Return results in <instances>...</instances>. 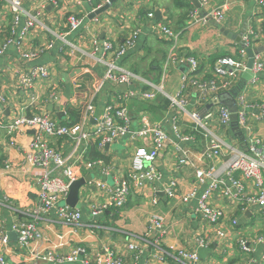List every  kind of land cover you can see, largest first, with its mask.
<instances>
[{"label":"crops","instance_id":"1","mask_svg":"<svg viewBox=\"0 0 264 264\" xmlns=\"http://www.w3.org/2000/svg\"><path fill=\"white\" fill-rule=\"evenodd\" d=\"M21 1L25 13L36 20L29 31L24 30L27 17L22 16L13 25L9 4L0 0V118L4 122L39 114L69 125L86 115L85 130L92 134L107 106L125 105L131 129L139 128L140 119L145 118L158 125L168 140L154 164L159 173L154 183L156 191L153 193L147 184L141 189L131 187L121 209L109 208L95 216L94 207L107 194L93 183L104 182L114 188L128 181L133 151L143 144L126 135L100 147L99 140L91 135L74 155L78 180L89 179L79 189L76 209L82 218L74 232L57 220L55 209L38 215V219L34 217L39 186L36 174L24 163L33 131L17 135L16 145L10 146L5 129H1L0 237L6 234L8 242L0 246V255L7 263L32 264L33 250L45 252L54 247L55 256L63 257L70 247L77 246L90 254L110 247L129 262L126 245L133 243L139 249L135 264H146L156 257L164 259L156 264H260L264 257V211L256 205H242L236 197L224 195L223 190L210 192L206 204L221 210L224 219L216 227L207 226L197 209L208 182L197 181L195 171L214 167L216 175H222L236 152L250 153L251 147L264 150V69L254 77L255 82L253 78L244 80L238 93V113L245 115L244 126L231 120L224 126L220 110L225 107L213 103L218 94L200 92L192 83L182 87L188 66L169 61V52L175 47L177 58L197 62V81L220 84L214 73L216 61L237 58V37L244 28L243 37L249 31L255 35L251 47L264 52V0H115L112 4H108L110 0ZM107 4L106 10L97 12ZM216 9L224 11L219 22L209 19L193 24L192 13L201 17ZM149 14H153L152 19ZM70 16L80 21L75 31L68 25ZM155 24L175 33V41L158 35L153 30ZM133 33V48L117 64L134 78L121 85L112 80L102 82L106 63L112 58L103 51V44L111 43L116 51ZM29 52L35 55L24 58ZM37 66L46 68L47 78L38 79L30 91H23L19 78ZM242 74L235 73L232 90L243 81ZM150 85L159 91L154 100L148 101L141 95L152 89ZM179 101L184 111L177 105ZM89 104L93 111L87 115ZM195 113L200 124L191 117ZM213 144L222 146L216 156L209 154ZM49 145L63 155L73 149L72 142L64 138L50 140ZM94 148L101 158H91ZM183 160L187 163H181ZM88 162L91 167L86 166ZM7 164L9 169H5ZM171 181L178 196L168 198L163 189ZM193 192V197L181 201L180 196ZM154 221L159 225H153ZM19 222H36L42 238L20 249L17 234L11 230ZM199 235L207 237V246L195 243ZM240 240L252 245L250 253L239 251ZM181 248L195 251L197 261L168 255ZM50 264H82V259Z\"/></svg>","mask_w":264,"mask_h":264},{"label":"built area","instance_id":"2","mask_svg":"<svg viewBox=\"0 0 264 264\" xmlns=\"http://www.w3.org/2000/svg\"><path fill=\"white\" fill-rule=\"evenodd\" d=\"M6 1L13 13V22L15 25L22 16L27 17L25 31L34 28L36 20L27 15L22 8L21 0H4ZM224 11L216 9L211 13H206L199 17L197 12L191 14L193 24L202 22L206 23L209 19L219 22L223 18ZM152 19L153 14H149ZM80 21L75 17L68 18V25L71 31L77 30ZM153 30H156L158 35L166 37L169 40L176 39L175 33L169 28L153 25ZM254 33L249 31L243 37V47H240L237 52V58L221 57L216 61L214 73L220 84L215 81L199 82L194 76L197 73V62L192 58H177L175 47L170 49L169 61L186 63L188 66L186 72L182 77L183 86L187 83H192L200 92H207L215 96L221 92H227L234 85L235 73L246 70V52L247 48L254 50L251 47V39L254 38ZM136 33L129 36L123 46L116 51L113 50L112 44L105 42L103 44V51H105L112 58L106 63V70L103 75L102 82L113 81L116 84H127L134 76L121 69L117 64V60L125 55V53L132 49ZM173 41V43H174ZM9 43V42H8ZM4 48V45H3ZM3 49L0 50V53ZM35 55L29 52L23 55L28 59ZM264 52L255 53L253 56V65L251 68L253 82L256 81L254 77L262 69H264ZM101 61V60H100ZM102 62V61H101ZM47 78V70L43 66H37L30 70L26 75L19 78V85L23 91H30L38 79ZM150 91L142 93L145 100L151 101L158 96L159 89H154L153 86ZM177 105L184 111L183 102H176ZM92 105L89 104L85 110V114L92 113ZM192 119L200 124L198 114L191 115ZM220 119L224 126L230 121V112L226 108L220 110ZM245 115L237 112V125L244 126ZM87 124V116L77 124H59L47 116L33 114L30 116L21 115L12 118L9 122H4L0 118V130L5 129L6 136L9 139V145H16L15 137L19 134L26 133L28 130L33 131L31 141L28 146V151L24 156V163L28 165L36 174V182L39 186L37 194V206L35 209V219L38 215H42L52 209L56 210L57 220L61 224H66L72 227L73 231L80 225L82 218L81 213L76 208H71L66 205V199L70 190V185L78 180V171L75 170L74 155L87 141L91 135H94L99 140V146L106 145L116 141L119 138L129 135L131 139H136L142 142V146H137L131 157V171L128 173V181L117 184L114 188L107 187L104 182H95L93 185L101 191L106 192V197L94 207L93 215L102 214L109 208L121 209L127 202L131 187L141 189L146 184L152 187L153 193L156 191L154 185L159 180V173L155 168V161L159 152L165 148L168 137L167 134L155 124L150 123L147 119H140L139 128L131 129L129 110L125 105L112 107L107 106L103 112V119L98 123L95 131L90 134L86 132L85 126ZM70 140L73 144L72 151L63 155L49 145L50 140L58 139ZM149 145V147H147ZM222 150L220 144H213L209 149L210 156H216ZM250 153L236 152L229 162L227 170L222 175H216L214 167L207 170L195 171V177L200 183L208 182L207 190L199 196L197 212L203 217L204 223L215 227L224 219L223 212L219 209L211 208L206 204V200L212 192L223 190L224 195H232L236 197L242 205H256L264 211V150L255 149L251 147ZM99 163H101L99 161ZM181 163H187L181 161ZM87 167H91L92 163H86ZM10 165H5V169H9ZM9 172V171H7ZM176 186L173 181L164 185V194L168 198L177 197L175 190ZM211 192V193H210ZM234 192V193H233ZM210 193V194H209ZM195 193L185 194L180 196L181 201L186 202L193 197ZM233 225L236 221L232 220ZM153 225H159L158 222H153ZM11 230L16 232L18 245L20 249L29 247L32 241L41 239V234L37 230L36 222H19L11 226ZM222 235V233L218 232ZM62 237L59 238L61 240ZM207 237L199 235L195 239V243L199 247L207 246ZM8 236L3 234L0 237V246L6 245ZM239 251L246 254L252 250V245L247 241L240 240L238 242ZM55 248V247H54ZM54 248L44 251L33 250L30 254L32 264H50V263H73L76 260L82 259V264H135L139 259V249L133 243L126 245V251L130 255L129 262L124 261L113 249L110 247H102L99 252L90 254L86 248L82 246L70 247L68 253L63 257H57L54 254ZM173 259H183L186 261H197V253L187 248H181L175 253H168ZM155 261L149 260L146 264L163 263L164 259L156 257ZM0 264H8L5 258L0 255ZM260 264H264V257Z\"/></svg>","mask_w":264,"mask_h":264},{"label":"water","instance_id":"3","mask_svg":"<svg viewBox=\"0 0 264 264\" xmlns=\"http://www.w3.org/2000/svg\"><path fill=\"white\" fill-rule=\"evenodd\" d=\"M113 1H115V0H110L108 2V4H112ZM108 4L97 12L99 13V12L106 10L109 6ZM157 15H158V13H156V16ZM245 31H246V28H244L242 30L240 36L237 37V41L240 44V47H243L242 37L244 36ZM245 52H246V56H247V62H246V70L242 74V80L248 81L252 78L251 68L253 65V56L255 53H258L260 51L247 48L245 50ZM243 81L233 90L231 89L227 92L220 93L216 96L215 99H213L214 104L221 105V106L227 108V110L230 112V120L233 124L237 123L238 105H237L236 99H237L238 93L241 91V89L243 88V85L246 83L245 81L244 82ZM88 180H89L88 178L85 180L79 179L70 185V190H69V193H68V196L66 199V205H68L71 208H79V205L77 204L78 203L79 189Z\"/></svg>","mask_w":264,"mask_h":264},{"label":"trees","instance_id":"4","mask_svg":"<svg viewBox=\"0 0 264 264\" xmlns=\"http://www.w3.org/2000/svg\"><path fill=\"white\" fill-rule=\"evenodd\" d=\"M91 155L93 159H96V158H101V155L99 154V152L96 151V149L94 148V150L91 151Z\"/></svg>","mask_w":264,"mask_h":264}]
</instances>
